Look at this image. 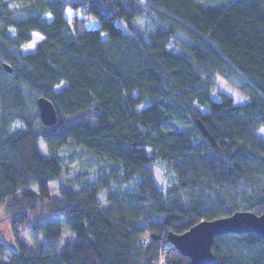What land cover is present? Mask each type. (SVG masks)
Listing matches in <instances>:
<instances>
[{"label":"trees","instance_id":"trees-1","mask_svg":"<svg viewBox=\"0 0 264 264\" xmlns=\"http://www.w3.org/2000/svg\"><path fill=\"white\" fill-rule=\"evenodd\" d=\"M213 1L0 0V209L16 240L0 239V264H193L170 232L264 212V0ZM69 142L109 170L66 181ZM212 251L213 264H264V237L216 235Z\"/></svg>","mask_w":264,"mask_h":264},{"label":"rangeland","instance_id":"rangeland-1","mask_svg":"<svg viewBox=\"0 0 264 264\" xmlns=\"http://www.w3.org/2000/svg\"><path fill=\"white\" fill-rule=\"evenodd\" d=\"M220 1L221 0H215L211 3L217 4ZM136 21H135V26L138 27ZM92 24L95 27H99V21L97 20L92 21ZM102 34L103 36H106L107 31H103ZM43 37H44L43 34L39 32H34V37L32 41L24 46V51H33L37 43L40 40H42ZM217 79H218V84H217L218 89L225 90L230 94H232L235 97L236 102L243 101V99L238 94L236 83L234 82L233 78L227 79L223 77H217ZM214 96H217V94L215 93ZM260 132L264 134V127L260 129ZM40 150L43 154L48 155V151L43 139L40 140ZM57 155L65 163L63 166V171L66 181L77 180L81 185L86 181L95 180L98 176L99 171L101 170L108 171L110 168V164L105 162L104 163L100 162L94 156L93 153H91L90 151L86 150L81 146H78L75 142H69L64 146L59 147L57 150ZM156 179L160 188L164 189L165 191L169 190L172 180L170 178V175H168V173L164 170L161 163L157 165ZM59 183L60 181H55L49 184V190L53 197L59 196V188H58ZM114 187L117 188L116 185H114ZM122 187L125 189L127 186L123 184ZM106 195H107L106 191H103L99 196V199L103 204L106 203ZM2 212L3 211L0 209V239L7 242L11 246L13 245L16 246V240L13 238L12 234H10L8 229L7 224L9 223L8 221L9 219L5 218ZM65 236L69 237L70 235L69 233H65ZM22 239L31 244H36L38 240L39 241L45 240L41 235H38L36 237L23 235ZM62 242L63 240L58 244L57 247L58 251L62 249Z\"/></svg>","mask_w":264,"mask_h":264},{"label":"water","instance_id":"water-1","mask_svg":"<svg viewBox=\"0 0 264 264\" xmlns=\"http://www.w3.org/2000/svg\"><path fill=\"white\" fill-rule=\"evenodd\" d=\"M5 67L12 71L9 65L5 64ZM37 104L42 122L47 126L55 124L58 114L52 101L41 96ZM200 127L208 133L203 124L200 123ZM251 231L264 237V212L258 214L250 210H237L229 216L202 220L183 233L170 232L168 239L183 255L189 257L193 264H213L216 256L212 245L216 235Z\"/></svg>","mask_w":264,"mask_h":264}]
</instances>
